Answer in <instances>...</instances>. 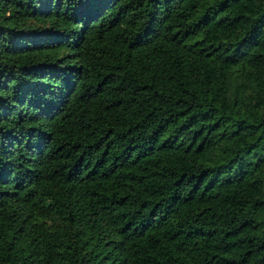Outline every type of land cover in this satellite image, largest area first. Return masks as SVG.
<instances>
[{
    "label": "trees",
    "instance_id": "16d2710c",
    "mask_svg": "<svg viewBox=\"0 0 264 264\" xmlns=\"http://www.w3.org/2000/svg\"><path fill=\"white\" fill-rule=\"evenodd\" d=\"M0 264H264V0H0Z\"/></svg>",
    "mask_w": 264,
    "mask_h": 264
}]
</instances>
